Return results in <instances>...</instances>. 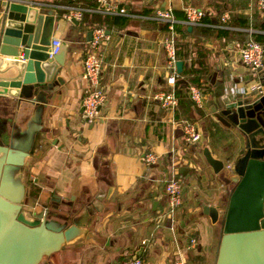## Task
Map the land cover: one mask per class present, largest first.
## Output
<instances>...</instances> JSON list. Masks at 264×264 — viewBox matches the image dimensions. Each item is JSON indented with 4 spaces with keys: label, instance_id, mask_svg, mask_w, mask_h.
I'll return each mask as SVG.
<instances>
[{
    "label": "crops",
    "instance_id": "1",
    "mask_svg": "<svg viewBox=\"0 0 264 264\" xmlns=\"http://www.w3.org/2000/svg\"><path fill=\"white\" fill-rule=\"evenodd\" d=\"M31 1L97 5L96 0ZM120 3L129 14L88 10L78 22L62 18V10H56L60 20L54 23L52 36L68 43L66 63L59 69L61 81L50 92L39 117L41 143L25 157L22 177L30 208L39 204L51 209L52 195L61 198V211L90 207L93 219L89 228L94 235L92 241L80 236L66 243L57 257H45V264L54 259L61 264H110L134 255L142 257L143 264H171L177 255L186 264H214L221 227L202 213L200 203L225 206L233 181L218 179L222 174L213 172L202 149L207 146L222 159L236 150L233 131L215 111L232 98L235 89L248 88L256 80L238 49L255 39V32L264 33V10L254 0ZM188 4L207 13L201 24L184 22ZM164 7H171L178 19L176 44L182 54L177 51V55L183 60L173 85L178 96L173 115L153 98L155 92L171 87L162 44L167 25L153 17ZM91 13L124 19L103 25L91 22ZM224 13L228 19L223 24ZM101 24L109 34L101 45L100 78L106 101L99 116L88 121L81 107L87 85L82 57L90 49L87 31ZM191 84L203 90L200 105L189 96ZM34 105L23 97L1 95L0 118L7 131L28 129L34 123ZM180 119L196 124L201 135L198 141L183 139ZM148 152L156 155L155 162L147 164L141 159ZM225 162L231 165L233 157ZM171 173L183 178V201L167 216L162 215L167 203L164 183ZM31 189L36 192L34 197L29 196ZM42 198L48 203L42 204ZM191 238H195L193 245Z\"/></svg>",
    "mask_w": 264,
    "mask_h": 264
},
{
    "label": "water",
    "instance_id": "2",
    "mask_svg": "<svg viewBox=\"0 0 264 264\" xmlns=\"http://www.w3.org/2000/svg\"><path fill=\"white\" fill-rule=\"evenodd\" d=\"M59 20L56 7L49 4L0 0V96H19L35 104L34 123L25 131L8 132L0 118V264H40L66 243L80 236L92 241L94 235L90 207L30 208L22 177L25 157L41 143L39 117L66 63L67 42L62 41L52 56L48 52ZM91 34L89 29L88 39ZM176 69L182 71V59H177ZM254 73L253 85L235 89L215 111L233 131L236 150L222 159L209 147L202 149L213 172L222 174L218 179L233 181L225 206L200 203L202 213L221 227L214 264H264V66ZM230 157L228 167L225 160ZM51 264L61 263L54 259Z\"/></svg>",
    "mask_w": 264,
    "mask_h": 264
},
{
    "label": "built area",
    "instance_id": "3",
    "mask_svg": "<svg viewBox=\"0 0 264 264\" xmlns=\"http://www.w3.org/2000/svg\"><path fill=\"white\" fill-rule=\"evenodd\" d=\"M256 6L260 10H264V0H254ZM97 5L94 8L86 7L78 4H65L53 1H44L43 3L56 7V10H62V18L72 21V19H82L84 12L94 10L103 14H129L128 9L120 0H96ZM205 10L201 7L188 4L184 7V22L195 25L203 22ZM153 17L167 25V34L162 39V44L166 54V69L168 71L167 82L171 84L168 89H162L153 94V98L164 108L168 113L173 115L177 105L178 96L174 90V83L178 72L176 69L177 44L175 24L178 19L173 14L171 7L157 9ZM221 21L224 24L228 15L224 13L221 16ZM92 34L88 40L89 50L82 57L83 77L87 85L85 92L81 98L82 115L88 121L96 119L100 114V109L106 101V92L101 84V71L103 67V57L101 53V45L109 38L107 30L102 25L91 27ZM61 39L56 36H51V42L48 48L49 55L52 56L59 50ZM242 62L248 66L251 71H256L264 66V47L263 43L250 39L240 45L238 49ZM188 93L194 103L200 105L202 103L203 90L199 85L191 84L188 87ZM182 137L186 142L194 143L201 137L196 124L189 119H180ZM156 155L148 152L141 156V159L147 163L156 161ZM229 167V164L227 165ZM164 191L167 196V203L162 215L172 216L174 210L181 205L183 201V178L181 175L169 174L165 183ZM195 243V238L190 239V244ZM110 264H143L142 257L138 255L131 256L122 260L112 261ZM171 264H186L183 256L177 255Z\"/></svg>",
    "mask_w": 264,
    "mask_h": 264
},
{
    "label": "trees",
    "instance_id": "4",
    "mask_svg": "<svg viewBox=\"0 0 264 264\" xmlns=\"http://www.w3.org/2000/svg\"><path fill=\"white\" fill-rule=\"evenodd\" d=\"M68 2H73L74 0H67ZM76 1V0H75ZM86 12H84V14H85ZM92 14V16L90 17V21L92 22V21H97V22H99V23H102L103 25H105L104 23H109V22H117L118 20H119V22L120 21H122V19H124L123 17H119V16H117V15H115V16H108V15H104V16H100V15H98V14H95V13H91ZM175 14L176 15H178V16H180V13L179 12H175ZM207 13L205 12V14H204V16L206 15ZM101 24V25H102ZM261 28L262 29H264V23L261 25ZM253 36H254V38L256 39V40H258V41H260L261 43H263L264 44V33H260V32H255L254 34H253ZM177 51L179 52V53H181L182 54V51H180L179 49H177ZM185 72V71H184ZM183 72V73H184ZM182 73V74H183ZM187 87H188V85H187ZM36 195V192H35V190L34 189H31V191L29 192V196L30 197H34Z\"/></svg>",
    "mask_w": 264,
    "mask_h": 264
},
{
    "label": "rangeland",
    "instance_id": "5",
    "mask_svg": "<svg viewBox=\"0 0 264 264\" xmlns=\"http://www.w3.org/2000/svg\"><path fill=\"white\" fill-rule=\"evenodd\" d=\"M51 198L55 200V201H53L54 203H51L52 205H61V198L60 197H56V195H52ZM56 201H58V202H56ZM41 202H43L42 204L48 203V201H46V199H43V198L41 199ZM219 225H220V223H219ZM57 255H58L57 252L52 254L53 257H57ZM45 260H46V258H44L40 262V264H45V262H46Z\"/></svg>",
    "mask_w": 264,
    "mask_h": 264
},
{
    "label": "flooded vegetation",
    "instance_id": "6",
    "mask_svg": "<svg viewBox=\"0 0 264 264\" xmlns=\"http://www.w3.org/2000/svg\"><path fill=\"white\" fill-rule=\"evenodd\" d=\"M35 204V203H34Z\"/></svg>",
    "mask_w": 264,
    "mask_h": 264
}]
</instances>
